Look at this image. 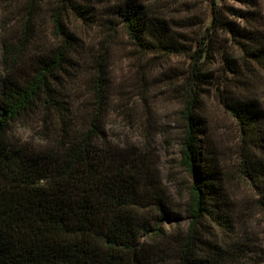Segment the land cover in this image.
Instances as JSON below:
<instances>
[{"label":"trees","instance_id":"trees-1","mask_svg":"<svg viewBox=\"0 0 264 264\" xmlns=\"http://www.w3.org/2000/svg\"><path fill=\"white\" fill-rule=\"evenodd\" d=\"M40 1L0 0L9 13H18L19 23L10 28L0 18V264H210L204 253H197L199 236L206 217H214L225 205L226 182L221 159L209 153L199 136L194 86L206 75L200 48L191 52L168 38L165 21L150 15L137 0L113 4L116 19H109V29L114 21L140 49H174L191 53L195 60L181 94L187 122L181 161L192 177L186 207L190 222L186 236L175 245V234L165 224L177 220L179 213L168 201V190L156 174L131 163V145L110 141L105 130L110 111L130 105L126 101L122 108L114 107L108 76L110 38L90 57L93 70L85 90L73 88L80 75L69 67L79 61L74 62L78 39L58 10L57 32L47 43L35 12ZM209 1L214 29L233 31L217 0ZM62 2L84 19L92 16L77 0ZM239 56L242 62L235 60L228 67L235 74L241 73L240 67L256 70V64L264 63L261 50L247 46ZM228 107L245 137L239 166L261 188L255 204L264 214V110L244 100ZM26 113L42 114L46 123L57 124L56 146L20 149L19 154L8 148L9 123ZM254 148L260 157L254 156Z\"/></svg>","mask_w":264,"mask_h":264},{"label":"rangeland","instance_id":"rangeland-1","mask_svg":"<svg viewBox=\"0 0 264 264\" xmlns=\"http://www.w3.org/2000/svg\"><path fill=\"white\" fill-rule=\"evenodd\" d=\"M115 1L77 0L92 15L84 19L62 0H41L35 8L40 34L47 43L53 42L57 32L54 14L61 11L64 26L74 32L79 42L74 62L79 61L69 68L76 76L80 75L78 81L72 82L73 88L80 86L82 91L93 70L89 66L90 57L100 52L102 40L110 38L108 76L114 107L126 101L130 105L126 110L110 111L105 130L110 141L131 145V163L146 174H156L162 188L168 190V201L179 217L165 227L172 231L171 235L175 234L172 238L178 245L190 222L186 207L192 182L181 161L187 131L181 94L195 60L191 53L174 49H140L114 21V28L109 29V19H116L112 15ZM137 2L150 15L165 21L168 38L183 43L191 52L200 48L198 53H202L200 63L206 75L194 86L199 136L209 153L221 159L226 188L225 205L214 217L207 216L204 228L201 227L197 253H204L210 264H264V214L255 204L262 190L241 171L245 137L228 107L236 100H244L258 103L264 110V63L256 64V70L251 66L240 67L238 74L228 70L233 61L242 62L238 55L243 46L264 54V0H217L224 22L233 29L228 32L214 29L209 0ZM17 17L18 13H9L0 4V18L7 20L10 28L16 27ZM3 32L0 29V34ZM126 112H131V116ZM59 136L57 124L46 123L42 114L26 113L9 123L6 143L19 154L20 149L34 152L53 148ZM253 154L262 155L257 148Z\"/></svg>","mask_w":264,"mask_h":264}]
</instances>
